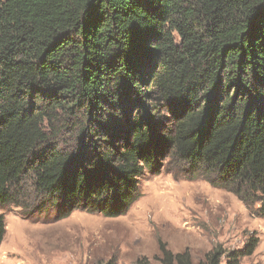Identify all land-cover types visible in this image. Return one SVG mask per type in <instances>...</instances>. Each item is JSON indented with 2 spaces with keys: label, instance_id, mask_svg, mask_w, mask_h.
<instances>
[{
  "label": "trees",
  "instance_id": "obj_1",
  "mask_svg": "<svg viewBox=\"0 0 264 264\" xmlns=\"http://www.w3.org/2000/svg\"><path fill=\"white\" fill-rule=\"evenodd\" d=\"M164 164L264 218V0H0V207L29 181L60 218H117Z\"/></svg>",
  "mask_w": 264,
  "mask_h": 264
},
{
  "label": "rangeland",
  "instance_id": "obj_2",
  "mask_svg": "<svg viewBox=\"0 0 264 264\" xmlns=\"http://www.w3.org/2000/svg\"><path fill=\"white\" fill-rule=\"evenodd\" d=\"M164 165L158 173L145 172L141 198L117 218L82 210L60 218L56 207L40 204L26 181L22 205L0 207L7 228L0 264H135L143 258L157 264L163 244L174 253L190 251L198 262L217 246L233 252L256 239L255 253L242 264H264L258 205L250 208L204 180L177 178Z\"/></svg>",
  "mask_w": 264,
  "mask_h": 264
}]
</instances>
